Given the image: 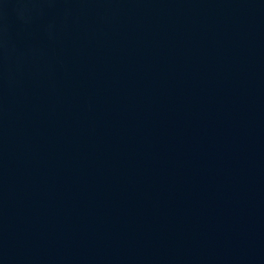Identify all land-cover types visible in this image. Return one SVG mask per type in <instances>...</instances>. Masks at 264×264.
<instances>
[{
	"label": "water",
	"instance_id": "water-1",
	"mask_svg": "<svg viewBox=\"0 0 264 264\" xmlns=\"http://www.w3.org/2000/svg\"><path fill=\"white\" fill-rule=\"evenodd\" d=\"M0 264H264V0H0Z\"/></svg>",
	"mask_w": 264,
	"mask_h": 264
}]
</instances>
